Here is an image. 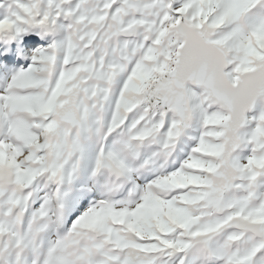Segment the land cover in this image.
<instances>
[{
	"label": "snow or ice",
	"instance_id": "obj_1",
	"mask_svg": "<svg viewBox=\"0 0 264 264\" xmlns=\"http://www.w3.org/2000/svg\"><path fill=\"white\" fill-rule=\"evenodd\" d=\"M0 264H264V0H0Z\"/></svg>",
	"mask_w": 264,
	"mask_h": 264
}]
</instances>
